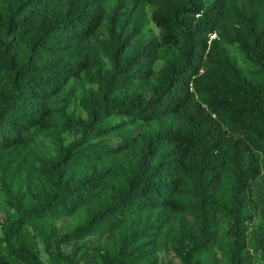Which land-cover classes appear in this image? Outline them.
<instances>
[{
	"label": "trees",
	"instance_id": "trees-1",
	"mask_svg": "<svg viewBox=\"0 0 264 264\" xmlns=\"http://www.w3.org/2000/svg\"><path fill=\"white\" fill-rule=\"evenodd\" d=\"M147 4L159 33L145 37L136 15ZM70 80L85 117L67 111ZM39 135L57 156L42 168ZM261 174L264 0H0V184L12 209L0 264H44L17 243L26 225L52 264H160L162 249L216 264V247L249 264ZM59 217L72 220L62 234Z\"/></svg>",
	"mask_w": 264,
	"mask_h": 264
},
{
	"label": "rangeland",
	"instance_id": "rangeland-1",
	"mask_svg": "<svg viewBox=\"0 0 264 264\" xmlns=\"http://www.w3.org/2000/svg\"><path fill=\"white\" fill-rule=\"evenodd\" d=\"M210 0H206L209 2ZM152 6L146 5L141 10L138 17V24L141 23L139 31L141 35L147 37L150 35H157L159 33V28H157L153 22L151 21L150 14L152 10ZM102 33H105L104 26L101 27ZM214 34H211L209 38H213ZM231 54L236 61V64L245 72L247 73L250 69L249 63L245 60L243 54L234 46H229ZM105 61V66H107V62L104 57H102ZM159 66L157 64L156 68ZM69 85L74 88V97L71 98L70 103L67 107V111L69 113H73L74 115L85 117L86 112L82 107L81 103L79 102L81 89L78 84L74 80L69 81ZM85 86L88 87H95L91 82H86ZM57 101V100H56ZM54 103V102H53ZM56 106L59 105L58 102L54 103ZM118 117L114 116L111 120L115 121ZM137 133V130L135 131ZM112 134V133H111ZM105 135L102 138L107 139L109 143H114L116 140H119L118 137L111 135ZM78 136V131L71 130L64 134L65 142H70L75 137ZM36 152L37 157L39 160H36V165H42V158L44 162L47 160L55 161L56 160V153L54 149V145L52 140L49 137L39 135L36 139V146L33 148ZM42 168V166H41ZM247 214L250 215V219L248 221V231L246 234L247 244L248 247L245 249L244 254L246 255V261L249 264H262V260L260 258V249L259 244L256 242L259 238L264 241V175L261 174L252 184V191H251V205L247 209ZM12 215V209L9 208L5 202V195L4 191L1 189L0 184V251L6 252L4 248V244L2 242V233H1V226L3 221L6 217ZM72 220L69 217H59L55 220L58 232L60 234L64 233L69 225L71 224ZM225 226L222 225L220 229V233L223 232ZM219 240L222 243H226V236L219 235ZM90 242L97 243L99 240L97 238H90ZM17 243H27L34 247L39 252L41 259L43 260L44 264H52L49 260L48 255L44 251V245L41 241V237L38 236L37 231L32 225H26L20 235L17 237ZM256 247V248H255ZM65 249H68V246H65ZM226 250L220 249L219 247L215 248V256L217 259L216 264H229V261L225 255L221 252H225ZM226 253V252H225ZM8 259L13 262L14 264H26L21 260L15 258L14 256L7 255ZM158 257L160 260V264L164 263H171V264H181L180 261L174 256L171 250L162 249L158 251Z\"/></svg>",
	"mask_w": 264,
	"mask_h": 264
}]
</instances>
